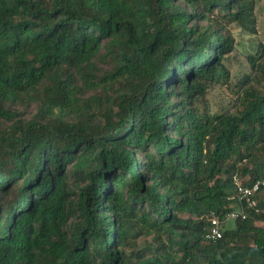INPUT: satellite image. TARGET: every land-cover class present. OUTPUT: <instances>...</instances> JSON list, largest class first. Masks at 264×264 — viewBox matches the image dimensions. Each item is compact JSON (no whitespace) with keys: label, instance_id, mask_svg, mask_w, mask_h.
Masks as SVG:
<instances>
[{"label":"trees","instance_id":"trees-1","mask_svg":"<svg viewBox=\"0 0 264 264\" xmlns=\"http://www.w3.org/2000/svg\"><path fill=\"white\" fill-rule=\"evenodd\" d=\"M244 1L0 0V264H264V213L206 239L264 178V49L226 64Z\"/></svg>","mask_w":264,"mask_h":264},{"label":"rangeland","instance_id":"rangeland-1","mask_svg":"<svg viewBox=\"0 0 264 264\" xmlns=\"http://www.w3.org/2000/svg\"><path fill=\"white\" fill-rule=\"evenodd\" d=\"M249 9L252 10L254 14V19L256 22L255 32H251L243 28L242 26L233 24L231 26V33L234 37L236 43V51L226 62L229 71H231L233 79L238 78L243 70H249L246 67L245 55L247 53H255L257 50L264 49V0H246L243 3ZM236 80L233 82V88L228 89L223 86L217 87L209 95V104L211 107H219L220 105L225 106L227 102L231 101L236 97L237 88H235ZM254 84L258 89H261L264 93V83L263 85L256 81ZM35 110L33 108L27 109L24 116L26 118L32 117ZM261 197L264 198V190L260 193ZM233 221H228L227 226H233ZM144 241H152L151 233H142L139 236V243L142 245ZM240 243H245V240H240Z\"/></svg>","mask_w":264,"mask_h":264},{"label":"built area","instance_id":"built-area-1","mask_svg":"<svg viewBox=\"0 0 264 264\" xmlns=\"http://www.w3.org/2000/svg\"><path fill=\"white\" fill-rule=\"evenodd\" d=\"M235 193L228 197L229 201L236 202L237 207L230 209L224 218L212 211L208 215L210 223L206 235L208 241H218L223 237L222 225L227 221L246 220L250 213L260 215L264 213V205L260 199V193L264 190V178L251 184H245L238 175L233 177Z\"/></svg>","mask_w":264,"mask_h":264},{"label":"crops","instance_id":"crops-1","mask_svg":"<svg viewBox=\"0 0 264 264\" xmlns=\"http://www.w3.org/2000/svg\"><path fill=\"white\" fill-rule=\"evenodd\" d=\"M260 199H261L262 201H264V198H262L261 195H260Z\"/></svg>","mask_w":264,"mask_h":264}]
</instances>
